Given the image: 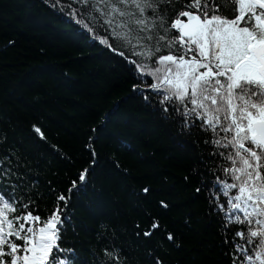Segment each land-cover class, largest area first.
<instances>
[{"label":"snow or ice","instance_id":"1","mask_svg":"<svg viewBox=\"0 0 264 264\" xmlns=\"http://www.w3.org/2000/svg\"><path fill=\"white\" fill-rule=\"evenodd\" d=\"M43 2L119 57L135 80L132 91L160 119L182 135L202 137L193 144L204 170L193 174L201 177L196 191L205 193L208 215L220 224L222 255L229 264H264V0ZM33 131L45 139L39 126ZM6 144L0 133V264H133L116 243L117 230L104 223L97 232L104 243L99 252L89 249L90 261L63 247L69 227L76 231L71 201L98 164L91 138L89 166L70 181L67 194L48 193L56 204L43 218L36 201L45 194L38 180L28 179L27 161ZM159 208L163 215L169 205L162 200ZM148 215L147 230L133 235L152 240L159 234L147 256L150 264H164L156 253L165 241L181 245L159 216Z\"/></svg>","mask_w":264,"mask_h":264},{"label":"trees","instance_id":"2","mask_svg":"<svg viewBox=\"0 0 264 264\" xmlns=\"http://www.w3.org/2000/svg\"><path fill=\"white\" fill-rule=\"evenodd\" d=\"M133 83L119 57L43 0H0V133L45 194L36 201L42 218L56 204L48 193L67 194L70 181L89 166L90 138L98 153L86 190L71 201L76 231L69 227L63 247H75L90 261L89 249L99 252L104 243L97 238L104 223L117 230L116 243L133 264H150L147 252L161 236L133 234L147 230L151 214L181 245L165 241L156 253L164 264H229L220 224L208 215L205 193L196 191L201 177L193 169L204 168L193 140L202 144V137L182 135L160 119L132 91ZM162 200L169 205L163 215Z\"/></svg>","mask_w":264,"mask_h":264}]
</instances>
